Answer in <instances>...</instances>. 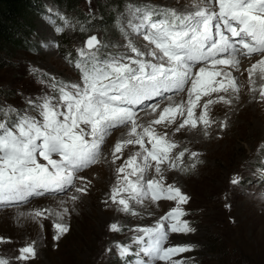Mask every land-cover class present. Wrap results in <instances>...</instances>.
<instances>
[{
  "label": "rangeland",
  "instance_id": "1",
  "mask_svg": "<svg viewBox=\"0 0 264 264\" xmlns=\"http://www.w3.org/2000/svg\"><path fill=\"white\" fill-rule=\"evenodd\" d=\"M40 1L45 3L47 10L41 14L38 10V15L29 20L34 28L31 37L38 47L33 51L18 49L10 59L7 55L6 58L0 55V86L15 91L17 95L14 100L4 97L0 101V123H5L7 127H12L24 115L43 122L39 109L29 106V99L36 105L50 102L59 111L67 112L66 105L61 101V89L75 94L72 85L83 88L82 73L76 64L85 59L79 53L81 49L88 51L86 41L90 36L95 35L101 41L97 52L100 60L134 57L127 47L129 42L145 53V60H151L147 53L154 45L144 39L149 28L141 23L145 11L153 13V21L165 18V14L172 11L182 17L204 8L219 11L216 0H125L124 9L116 16L119 33L107 35L104 41L106 38L100 29H77L65 8H57L52 0ZM78 1L86 16L97 17L101 16L103 1L110 3L116 0ZM135 9L141 11L134 14ZM224 57L226 55L220 58ZM240 58L250 60V63L243 70L238 63L233 65L236 71L231 77L235 80V90L229 86L226 94L220 93L226 95L231 104L215 103L210 106V119L217 123L210 127L198 123L195 128L185 127L180 132L175 131L174 124L166 129L163 125L155 126L157 133L167 131L169 139L176 143L177 147L170 156H177L185 148L189 153H199L195 161L186 153L182 162L177 161L178 167L162 168L165 186L178 187L190 197L187 204L179 205L187 213L180 220L187 221L194 229L186 234L172 232L168 221H164L166 239L162 243L163 248L192 246L191 251L173 255L171 261H184V264H264V153L259 149L264 144V99H261L264 72L260 70L259 84H255L249 74L252 65L264 56L258 53ZM200 66L204 64H197L193 72H197ZM220 67L227 66H217ZM208 68L212 70V65L208 64ZM227 69L232 73L233 69ZM174 96H171V101L160 102V107L169 103L186 104L187 91ZM215 96L214 93L213 98ZM207 99L201 96L199 103L203 104ZM201 111L199 106L194 109L195 116H199ZM156 116L146 106H138V124L146 127ZM59 119L63 120V116ZM180 119L178 117V122ZM220 123L226 126L221 128ZM80 127L88 130L87 125L80 124ZM129 133L130 126H119L105 137L98 162L78 173L84 177L88 191L74 205L62 193L29 197L27 202L0 203V237L10 241L0 243V259L8 264H117L112 258L118 256L117 243L130 245L131 249L139 243L147 245L143 242L146 235L133 229L155 227L178 205L176 201H152L149 197H141L142 202L137 203L127 192L119 195L128 199L129 212H122L118 204L112 203V188L125 175L118 174L116 169L141 151L139 145H127L122 149V155L117 154L120 158L113 159L115 145L131 138ZM145 146L151 147L147 138ZM52 158L59 160V155L53 154ZM37 159L46 163L38 154ZM137 163L142 164V159L138 157ZM126 172L130 173L131 169ZM154 178H158L154 166L143 174L129 175L131 181L140 180L145 188L147 181ZM234 178L239 183L233 184ZM105 200H108L107 204H104ZM61 201L69 208V213L62 219L55 214L61 211ZM38 209L49 211L44 216L33 218L30 213ZM56 223L69 226V231L58 240L54 239ZM113 223L119 224L122 230L110 231L109 226ZM32 242H35V258L28 261L17 259L19 249ZM109 249L112 251L108 252ZM129 258L133 260L131 264H135L136 257L132 255ZM146 259L151 264H171V261H153L148 256Z\"/></svg>",
  "mask_w": 264,
  "mask_h": 264
},
{
  "label": "snow or ice",
  "instance_id": "2",
  "mask_svg": "<svg viewBox=\"0 0 264 264\" xmlns=\"http://www.w3.org/2000/svg\"><path fill=\"white\" fill-rule=\"evenodd\" d=\"M216 2L219 5L218 12L204 8L193 15L182 17L172 11L157 21L152 20L151 11H145L141 23L149 28L144 39L154 45L147 53L151 60H145V53L131 42L127 47L134 57L120 56L100 60L97 52L101 41L95 35L88 38V51L81 49L79 53L85 59L76 64L82 73L83 88L72 85L75 94L61 89V101L66 105V113L59 111L50 102L36 105L29 99V106L39 109L42 123L27 115L21 116L12 127L0 123V203L27 202L29 197L62 193L74 205L88 191L84 177L78 173L98 162L101 145L114 128L130 126L131 138L115 145L113 159H119L117 154L122 155V149L127 145H139L141 151L133 154L116 169L118 174L125 175L112 188V203L118 204L122 212H129L128 199L119 195L127 192L137 203L142 202L141 197H149L152 201H176L178 206L162 217L155 227L133 229L152 237L148 246L133 253L130 245L117 243L115 247L118 255L122 259L134 255L137 257L135 264H144L143 260L138 259L140 252L153 261H171L173 255L191 251V245L167 249L162 247L166 239L164 221H168L172 232L186 234L194 231L187 221L180 220L187 213L179 205L187 204L190 197L178 187L165 186L162 168L178 167L177 161L182 162L186 153L195 161L199 153H189L185 148L177 156H170L177 145L169 139L167 131L157 133L155 126L163 125L166 129L174 124L175 131L180 132L185 127L195 128L198 123L205 127L217 123L210 119V106L215 103L231 104V100L220 93L226 94L229 86L235 90L234 78L227 67L217 66L238 63L235 59L236 44L241 45L248 56L253 53L264 56V0ZM140 11L135 9L134 14ZM213 21H216L215 35L212 32ZM237 37L240 39L234 43L232 38ZM244 37L253 38L255 46ZM229 52L231 59L220 58L221 54ZM200 62H204V66H200L194 73L193 68ZM208 64L212 65V70H209ZM257 68L264 72V59L252 65L250 76ZM217 77L221 79H216ZM184 91H187L188 97L186 104L169 103L163 108L160 107V102L147 105V109L157 116L146 127L138 124V106L156 97L171 101L172 97L165 96V93ZM201 96L208 97L203 104L199 103ZM261 99H264V90H261ZM198 106L202 111L199 116H195L194 109ZM60 116H63V120L59 119ZM178 117L181 118L179 122ZM80 124L87 125L88 130L81 128ZM219 126L223 128L226 125L220 123ZM138 128L141 130L138 131ZM145 138L151 145L150 148L145 146ZM37 154L46 163H40ZM53 154H58L59 160L53 159ZM138 157L142 159V164L137 163ZM153 166L158 178L149 179L146 188L140 183L143 176L136 182L129 179V175L143 174ZM129 168L130 173L126 172ZM232 183L237 184L239 181L234 178ZM104 203L107 204L108 200ZM60 206L61 211L55 214L62 219L69 213V208L64 205V201H61ZM47 211L49 210L38 209L30 215L33 218L41 217ZM55 229L54 239L58 240L69 231V226L66 223H56ZM109 230L120 232L122 229L119 224L113 223ZM6 242L10 241L0 237V243ZM19 253L17 259L21 261L34 259L35 242L20 248ZM0 264L8 262L0 259ZM171 264H184V261H171Z\"/></svg>",
  "mask_w": 264,
  "mask_h": 264
},
{
  "label": "trees",
  "instance_id": "3",
  "mask_svg": "<svg viewBox=\"0 0 264 264\" xmlns=\"http://www.w3.org/2000/svg\"><path fill=\"white\" fill-rule=\"evenodd\" d=\"M52 2L57 8H65L70 13L72 23L77 29L84 27H88L91 31L100 29L106 39L109 35L108 30L112 35H117L114 30L116 16L126 3L125 0L110 1V3L103 1L101 16L90 17L86 16L78 0H52ZM37 9L45 10L46 6L39 0H0V55L4 58L7 55L10 59L18 49L33 51L32 48L37 42L31 37L34 28L29 20L34 15H38ZM4 97L14 100L17 95L15 91L0 86V101Z\"/></svg>",
  "mask_w": 264,
  "mask_h": 264
},
{
  "label": "bare ground",
  "instance_id": "4",
  "mask_svg": "<svg viewBox=\"0 0 264 264\" xmlns=\"http://www.w3.org/2000/svg\"><path fill=\"white\" fill-rule=\"evenodd\" d=\"M40 1V0H39ZM42 4H44L45 5V3H43V2H41ZM46 6V5H45ZM47 7V6H46ZM40 11V14H41V12H44V11H46V10H41V9H37V11ZM134 24V23H133ZM136 25V24H135ZM35 41V40H34ZM37 46V45H36ZM35 46V47H36ZM35 47H33L32 49H34ZM38 47V46H37ZM229 55V54H228ZM221 56H225V55H221ZM224 58H226V57H224ZM230 58H231V56H230ZM238 59V64H239V68H242V70L245 68V66L246 65H248L247 63H250V60H247V59H242V58H237ZM253 59V58H252ZM228 68V67H227ZM230 69H233L232 70V73H231V71H230V73H231V76L233 75V73L236 71V70H234V66L232 65L231 67H230ZM242 72V71H241ZM241 75V74H240ZM252 77V80L255 82V84H259L260 83V78H261V76H262V74L260 73V69L259 68H257L256 69V71L255 72H253L252 73V75H251ZM235 77H237V76H235ZM247 77V76H246ZM233 78V77H232ZM242 78H244V77H242ZM239 79V78H238ZM238 79L236 80L237 81V84L239 83L238 82ZM246 79V78H245ZM248 80V79H247ZM250 80V79H249ZM235 81V80H234ZM242 81V80H241ZM251 81V80H250ZM244 82H245V80H244ZM243 83V82H242ZM253 84V83H252ZM227 85V84H226ZM250 85V84H249ZM239 86V85H238ZM248 86V85H247ZM246 87V86H245ZM241 88H243V87H241ZM246 89V88H245ZM252 89V88H251ZM240 90V89H239ZM229 91V90H228ZM250 91V90H249ZM237 92V91H236ZM240 92V91H239ZM239 92H237V93H239ZM241 93V92H240ZM243 93V92H242ZM239 95V94H238ZM235 96V95H234ZM254 96V95H253ZM175 97H177V96H174V98ZM236 98V97H235ZM248 98H252V97H249V95H248ZM184 131V130H183ZM101 157V156H100ZM152 202V201H151ZM105 204V203H104ZM152 204H154V205H158L157 203H155V202H152ZM25 210V209H24ZM22 211V210H21ZM26 211V210H25ZM27 212V211H26ZM28 213V212H27Z\"/></svg>",
  "mask_w": 264,
  "mask_h": 264
}]
</instances>
